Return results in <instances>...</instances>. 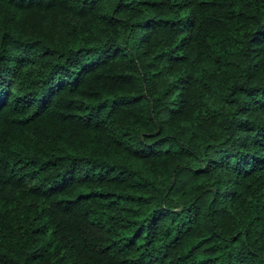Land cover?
Instances as JSON below:
<instances>
[{"label": "trees", "instance_id": "1", "mask_svg": "<svg viewBox=\"0 0 264 264\" xmlns=\"http://www.w3.org/2000/svg\"><path fill=\"white\" fill-rule=\"evenodd\" d=\"M0 264H264V0H0Z\"/></svg>", "mask_w": 264, "mask_h": 264}]
</instances>
